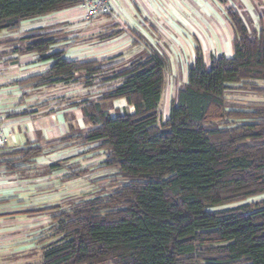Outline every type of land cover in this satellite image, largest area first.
<instances>
[{
    "label": "trees",
    "instance_id": "trees-1",
    "mask_svg": "<svg viewBox=\"0 0 264 264\" xmlns=\"http://www.w3.org/2000/svg\"><path fill=\"white\" fill-rule=\"evenodd\" d=\"M220 1L234 31L233 55L212 57L207 65L197 44L188 81L166 120L160 102L167 58L157 51L129 62L70 61L51 52L58 43L52 34L0 42L12 46L0 57L36 54L52 61L35 78L42 84L90 87L100 79L97 87L108 88L81 108L91 129L77 135L71 127L63 139L98 143L106 171L94 181L100 186L93 198L53 216V241L43 248L41 264H264V199L247 203L264 196V103L231 109L226 98L235 85L264 96V12L253 28ZM83 3L0 0V32ZM119 99L134 112L112 116ZM41 154L40 147H28L5 163L30 164Z\"/></svg>",
    "mask_w": 264,
    "mask_h": 264
},
{
    "label": "crops",
    "instance_id": "crops-1",
    "mask_svg": "<svg viewBox=\"0 0 264 264\" xmlns=\"http://www.w3.org/2000/svg\"><path fill=\"white\" fill-rule=\"evenodd\" d=\"M37 34L54 35L58 43L51 52H63L70 61L120 63L153 50L163 54L167 73L160 107L166 96L170 99L162 120L168 118L179 86L188 81L197 44L207 65L212 57L233 55L234 31L220 0H113L110 14L92 20L78 5L2 31L0 42ZM6 48L0 43V55ZM52 64L36 54L0 57V126L10 135L0 149V264H33L36 257L41 264L43 248L53 241V216L68 209L70 196L84 193L83 188L96 187L95 194L99 184L94 181L106 171L101 169L105 154L98 143L63 139L71 127L77 135L91 129L81 108L108 88L35 79ZM169 80L174 87L168 86ZM115 110L134 112L125 99L112 103V116ZM28 147H40L42 154L30 164L6 165L18 159L16 151ZM83 179L88 186L71 189L72 181Z\"/></svg>",
    "mask_w": 264,
    "mask_h": 264
},
{
    "label": "rangeland",
    "instance_id": "rangeland-1",
    "mask_svg": "<svg viewBox=\"0 0 264 264\" xmlns=\"http://www.w3.org/2000/svg\"><path fill=\"white\" fill-rule=\"evenodd\" d=\"M227 6H232V7L236 8L237 10H239L241 15H243V17L246 20H249L250 26H252L253 28H259L260 27L261 23L259 21V16L261 13L264 12V0H227ZM2 42H4V41H2ZM11 44H13V43H11ZM13 45H16V44L14 43ZM11 47H7L5 51L7 53L10 52L12 50ZM114 63H116V62H114ZM106 66H110V65H106ZM102 75L112 76V73L107 71V70H104V72H102ZM104 77L105 76H102V78H104ZM93 82H94V86L92 85V87H94V89H97L98 88L97 86L100 85V83L98 84L97 82H100V79H96ZM168 86L170 88L174 87V84L171 82V80H169ZM259 86L264 88V82L259 83ZM239 88H240V85H235L230 89V92H227L226 98H227L229 108H231V109L232 108H234V109L235 108L236 109H245V108L251 107L254 104H263L264 103V96L263 95H254L252 93L240 90ZM169 99L170 98L166 96V100L164 99V102L160 107L161 117L163 115V112H165V108H167L166 105H168ZM119 181L121 182V185L127 183V180H125V179L119 180ZM76 184L77 185L79 184L80 186H88V185H86V179H83V180H79L78 183L72 181L71 182V189H73L74 186H76ZM99 186H97V188ZM94 188H96V187H93V188L92 187L91 188L85 187V188H83L84 193H81L82 191H80V193L78 195H74V196L71 195L70 199H69V204H74L75 202L86 201V200L93 198L95 195V194H92V192L94 191ZM262 199H264V196L252 198V199L248 200L247 203L256 202V201H259ZM40 260H41V257H36V259L33 258L32 263L38 264V262H40Z\"/></svg>",
    "mask_w": 264,
    "mask_h": 264
},
{
    "label": "built area",
    "instance_id": "built-area-1",
    "mask_svg": "<svg viewBox=\"0 0 264 264\" xmlns=\"http://www.w3.org/2000/svg\"><path fill=\"white\" fill-rule=\"evenodd\" d=\"M113 0H86L82 4L87 19L92 20L98 16L111 13V4ZM10 135L0 126V149L3 148Z\"/></svg>",
    "mask_w": 264,
    "mask_h": 264
}]
</instances>
